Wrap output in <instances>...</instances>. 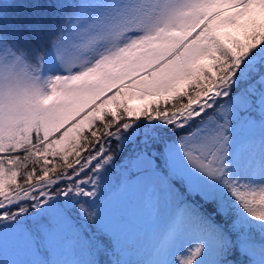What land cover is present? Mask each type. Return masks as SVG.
Listing matches in <instances>:
<instances>
[{
    "label": "snow or ice",
    "instance_id": "1",
    "mask_svg": "<svg viewBox=\"0 0 264 264\" xmlns=\"http://www.w3.org/2000/svg\"><path fill=\"white\" fill-rule=\"evenodd\" d=\"M0 264H264V0H0Z\"/></svg>",
    "mask_w": 264,
    "mask_h": 264
},
{
    "label": "rangeland",
    "instance_id": "2",
    "mask_svg": "<svg viewBox=\"0 0 264 264\" xmlns=\"http://www.w3.org/2000/svg\"><path fill=\"white\" fill-rule=\"evenodd\" d=\"M117 171H111L105 180V197L116 194L120 198V206L124 209L128 223L121 236V247L126 253L125 259L132 261L140 260L144 258V252L150 243V237L152 235V225L150 223L147 201L149 198V192L143 188L134 187L120 190V185L123 181V167L121 162L117 163ZM121 169V170H120ZM188 238L177 245V251L175 255L178 257L181 251L186 250ZM9 259H24L23 254L17 253L11 246H9ZM104 259V257H100ZM259 259V256H256Z\"/></svg>",
    "mask_w": 264,
    "mask_h": 264
},
{
    "label": "trees",
    "instance_id": "3",
    "mask_svg": "<svg viewBox=\"0 0 264 264\" xmlns=\"http://www.w3.org/2000/svg\"><path fill=\"white\" fill-rule=\"evenodd\" d=\"M21 2H29V0H21ZM131 106H138L143 103V101L132 100L128 102ZM113 150H115V144H113ZM121 162L120 159H117L116 163ZM234 259H247L246 257H240L239 254H234Z\"/></svg>",
    "mask_w": 264,
    "mask_h": 264
}]
</instances>
